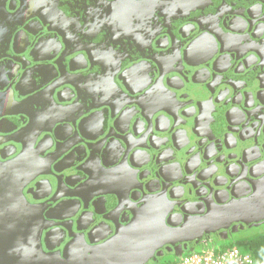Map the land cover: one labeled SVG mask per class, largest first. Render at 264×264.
Listing matches in <instances>:
<instances>
[{
	"label": "water",
	"instance_id": "95a60500",
	"mask_svg": "<svg viewBox=\"0 0 264 264\" xmlns=\"http://www.w3.org/2000/svg\"><path fill=\"white\" fill-rule=\"evenodd\" d=\"M74 1L77 11L71 17V29L84 47L69 51L61 29L45 28L59 38V51L65 47L66 78L48 93V89L32 90L22 101L12 98L11 109L0 112V130L3 115L12 117L9 123L13 125L19 116L26 118L25 126L6 134L25 133L30 139L26 155L43 162L54 157L56 146L53 143L40 152V135L47 133L60 143L64 138L59 137V130L67 129L78 148L69 145L62 160L46 163L49 191L57 192L62 186L69 192L65 198L75 197L78 207L87 201L92 214L103 211L98 205L105 201L104 210L116 207L123 197L136 208L137 198L144 196L143 205L131 218L104 223L110 234L114 231L110 237H96L99 227H95L86 233L88 241L75 237L64 245L62 254L45 253L36 264H148L151 259L159 264L164 251L179 258L193 252V246L208 236L213 239L219 231L236 230L233 223L257 219L254 226L264 224V120L253 110L264 106V0ZM27 6L22 2L19 14ZM256 8L262 16L261 34L254 26ZM34 14L39 16L38 11ZM46 24L43 21L42 26ZM137 24L149 31L147 47L134 45L121 52L125 38L136 36ZM183 24L191 27L190 32L179 29ZM160 35L171 41L166 52L174 49V39L181 43L176 50L179 68L169 70L165 78L153 56L161 47L156 40ZM200 46L208 51L206 57L189 58ZM249 57L253 68L242 65ZM57 72L63 76L61 70ZM44 74V69L35 68L24 72L20 80ZM127 74L139 76L140 81L149 75L151 82L133 91L127 86ZM157 86L161 94L153 100L158 106L146 112L142 100ZM247 98L251 105L246 104ZM0 108H8L3 99ZM95 141L102 146L93 155L90 148ZM78 150L86 159L74 156ZM166 153L169 157L162 159ZM161 163L164 169H176L170 183L181 185L183 192L200 187L201 194L209 197V209L203 200L186 204L180 212L163 209V202L171 204V192L151 195L148 185L150 175L162 178L155 170ZM5 166L1 165V174L6 173ZM113 182H120L124 191L105 187ZM81 190L94 193L84 200L75 193Z\"/></svg>",
	"mask_w": 264,
	"mask_h": 264
},
{
	"label": "flooded vegetation",
	"instance_id": "af4514ba",
	"mask_svg": "<svg viewBox=\"0 0 264 264\" xmlns=\"http://www.w3.org/2000/svg\"><path fill=\"white\" fill-rule=\"evenodd\" d=\"M71 1L74 0H38L37 2L35 0H0V99H3L5 104L8 105V108H0V112L11 109V105L13 104L12 98L17 102L22 101L29 96V92L32 90L39 92L48 89V93L53 85H57L59 80L66 78L64 68L68 58L64 53L65 47L62 45V49L59 51V47L61 46L58 43L59 38L45 31V28L48 30L61 29L68 43L69 51L84 47L83 44L85 43L77 37V34L73 35L72 33L70 20L73 19H71L73 12L77 10ZM77 1L75 0L74 2L77 3ZM22 2L26 6L29 4V6H27V11L19 14ZM258 10L256 8L253 11V14L256 15L254 26L256 27V33L261 34L263 26L261 25L260 18L262 16ZM35 11H38L40 17L34 14ZM41 19L47 23L46 27L42 26L43 21ZM180 28L184 29V32H190L191 30V27L187 24H183ZM83 32L85 31H82L81 35L84 38ZM135 34L136 36L133 39L125 38L121 44V52L126 51L130 47L131 49L134 48V45L147 47L149 41L148 29L144 28L141 24H137ZM156 40H158V44L161 47L153 56H156L159 60L160 73L163 76L169 70L179 68L176 50L181 47V43L179 40L174 39V49L166 52L172 46L171 41L169 43L167 39L168 45L166 35H160ZM188 43L189 41L185 43V46ZM165 46L167 47L164 48ZM152 47H154V42L152 43ZM183 48L184 46H182L181 51ZM207 54L208 51H205L200 46L189 55V58L200 60L204 59ZM226 61V59L222 60L223 63ZM254 64L252 58L249 57L245 59L242 65L245 68L246 66L253 68ZM256 64H259V61ZM35 68L44 69L45 77L40 76L35 78L32 75L25 81L20 80L24 72ZM57 70H61L63 76L56 75ZM163 77L165 78V76ZM138 78L139 76L125 75L127 86L133 91L140 90L151 82L149 75L141 81ZM155 78L157 79V77ZM16 87L18 91H15ZM160 91L157 86L142 100L146 112L158 106L153 99L161 94ZM261 99L264 103V93L261 95ZM246 104L251 105L252 101L247 98ZM254 109L257 110L256 115L264 120V106L253 107ZM124 117H127V115H124ZM11 119L12 117L9 115H3L2 131L0 130V168L1 165H6L5 167L7 168L6 173H0V264H36L45 253L48 255L62 254L64 245L73 238L83 237L88 241L86 233L95 227H99L98 229H100L99 232L96 229L94 233L96 237L100 236L101 239H104L103 237L108 238L114 231L110 234L109 229L103 226L105 225L104 223H109L108 220L111 223L113 221L116 223L121 218H125L126 220L127 218H131L136 208H142L143 203L141 199L144 196L137 198L135 203L136 208H133L127 201V198L123 197L121 198V203L116 207L104 210L105 206L108 205V203L103 205L105 201L102 204L103 206L98 205L99 210H103L100 211L102 214L100 212L92 214V206H89L87 201L78 207L75 197L71 199L65 198L69 192L63 189L62 186L57 189V192H50L49 185L45 181L51 179L50 174L46 173L48 171L46 163L50 164L53 162L54 164L62 160L63 156L61 155L69 145L73 144L71 149L76 150L78 148L77 140L73 136H68L67 129L65 128L59 130V137L64 138L60 143L53 138L50 139L49 134L42 133L40 135L41 145L39 151L43 152L45 149L51 148L54 143L53 147L56 146V149L52 148V151L55 150V155L54 159L49 158L42 162L40 158H37V161L35 158H29L26 155L25 151L28 148L26 142L29 143L30 139L27 135H24L25 133L16 135H12L13 133L6 134L8 130L11 132V128L17 126V129H19L25 126L26 118L19 116L18 122L15 121L14 125L13 123H9ZM90 133H92L91 130ZM16 139H23L25 142L23 144L14 143ZM67 141L69 143L64 144ZM100 143L101 141H95L94 145L91 146L90 149L93 155L101 149L102 144ZM76 153L74 156L77 157L78 155L79 159L85 157L82 150H78ZM251 154L255 157L256 153L252 152ZM168 157L169 154L166 153L162 159H167ZM136 158L138 161L140 159L143 161L142 156L137 155ZM74 160L71 162H74ZM68 163L64 161V165H68ZM262 164H264V161ZM163 166L165 167L166 165L161 163L155 169L159 171L158 173L161 172L162 178L157 175H150L148 177L151 195L165 191L171 192L173 198L171 204L163 202L160 205L163 209L180 212V209L186 204L197 203L202 200L205 202L206 210L207 208L209 209V197L208 195L201 194L200 187L197 186L195 192L192 193L183 192L180 188L181 185L170 183L177 174L176 169L172 167L164 169ZM262 169L264 170V165H262ZM75 181L79 182V178ZM128 182L129 184L132 183L130 174H128ZM105 187L122 190L120 182H113L112 186L105 185ZM123 191L124 189L121 192ZM75 193H80L81 197L86 200L94 192L85 193L81 190ZM149 199L148 197L145 198L146 201ZM63 200L68 201L62 202ZM220 200L225 201L223 195L220 196ZM105 216L108 218L105 219ZM259 220V222L263 221L262 219ZM176 221L177 219L173 220V222ZM254 221H257V219L249 224L243 222L233 223L232 226H238L236 230L232 231L229 228L227 231H219L213 239L208 236L205 239L203 238V241L200 240L199 243L200 245H213L218 240L230 239L234 234L245 232L251 228H258L262 225L254 226ZM193 247L196 246L194 245ZM173 254V252L168 253L164 251V255L158 258L159 263L162 262L164 257ZM148 264H155L154 259H151Z\"/></svg>",
	"mask_w": 264,
	"mask_h": 264
},
{
	"label": "built area",
	"instance_id": "2783aa9c",
	"mask_svg": "<svg viewBox=\"0 0 264 264\" xmlns=\"http://www.w3.org/2000/svg\"><path fill=\"white\" fill-rule=\"evenodd\" d=\"M171 264H254L249 255L242 254L237 248L217 250L207 246L201 251L184 254Z\"/></svg>",
	"mask_w": 264,
	"mask_h": 264
},
{
	"label": "trees",
	"instance_id": "16d2710c",
	"mask_svg": "<svg viewBox=\"0 0 264 264\" xmlns=\"http://www.w3.org/2000/svg\"><path fill=\"white\" fill-rule=\"evenodd\" d=\"M226 240H228L229 244L225 249L237 248L240 253L249 255L254 264H264V224L258 228H251L245 232L234 234L230 239ZM219 241L221 240L217 242ZM213 245H215V243ZM207 246H210V244L198 245L195 248L200 247L204 249ZM173 259L175 261L177 258Z\"/></svg>",
	"mask_w": 264,
	"mask_h": 264
},
{
	"label": "rangeland",
	"instance_id": "374dc122",
	"mask_svg": "<svg viewBox=\"0 0 264 264\" xmlns=\"http://www.w3.org/2000/svg\"><path fill=\"white\" fill-rule=\"evenodd\" d=\"M229 244V242H228V240H224V239H222L221 241H219V242H217V243H215V245H210V246H213L215 249H217V250H223V249H225L226 248V246ZM197 251H201V248L200 247H198V248H195L194 249V252H197ZM170 256V255H169ZM169 256H166V257H164V259L162 260V262L161 263H159V264H171V263H173V262H175L174 261V259L172 258V257H169Z\"/></svg>",
	"mask_w": 264,
	"mask_h": 264
}]
</instances>
